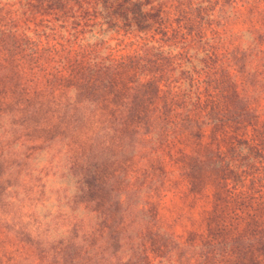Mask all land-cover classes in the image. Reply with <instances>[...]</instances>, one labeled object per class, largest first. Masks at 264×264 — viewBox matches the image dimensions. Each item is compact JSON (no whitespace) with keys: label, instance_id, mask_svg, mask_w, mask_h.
<instances>
[{"label":"rangeland","instance_id":"rangeland-1","mask_svg":"<svg viewBox=\"0 0 264 264\" xmlns=\"http://www.w3.org/2000/svg\"><path fill=\"white\" fill-rule=\"evenodd\" d=\"M0 264H264V0H0Z\"/></svg>","mask_w":264,"mask_h":264}]
</instances>
